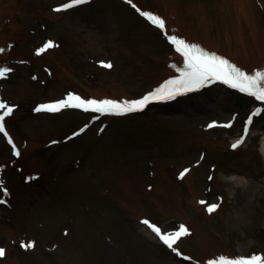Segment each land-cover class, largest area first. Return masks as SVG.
<instances>
[{"label": "rangeland", "instance_id": "rangeland-1", "mask_svg": "<svg viewBox=\"0 0 264 264\" xmlns=\"http://www.w3.org/2000/svg\"><path fill=\"white\" fill-rule=\"evenodd\" d=\"M67 2L0 0V67L12 69L0 78V99L14 108L5 127L20 152L0 134V181L10 192L0 204V264L264 256V102L214 82L139 114L34 111L68 93L143 97L187 71L169 36L264 72V0H89L54 11ZM142 12L159 15L165 28ZM49 40L57 46L37 54ZM258 108L250 135L233 149ZM213 121L232 126L209 128ZM230 174L250 183L233 195ZM211 204L219 206L209 213ZM150 225L163 234L183 225L188 234L173 251Z\"/></svg>", "mask_w": 264, "mask_h": 264}, {"label": "snow or ice", "instance_id": "snow-or-ice-1", "mask_svg": "<svg viewBox=\"0 0 264 264\" xmlns=\"http://www.w3.org/2000/svg\"><path fill=\"white\" fill-rule=\"evenodd\" d=\"M89 0H69V2L58 6L54 11H64L72 9L76 6L84 5ZM131 3V0H129ZM142 15L146 16L153 24L159 28H165V21L156 14L149 12H142ZM168 39L176 45V51L180 52L184 57V64L187 67V71H183L180 76L170 78L163 82L156 89L146 93L143 97L134 100H112V99H94V98H82L74 93H68L65 98L55 102L41 104L37 106L34 111H48V112H60L63 109L72 108L80 109L85 112L98 113L100 115H126L129 113H135L144 110L150 103L156 101H165L174 99L177 95L192 92L205 86L208 83L221 82L229 85L234 89H239L243 93H247L250 96L255 97L258 101L264 102V72L257 70L253 74H249L236 65L231 64L227 59L222 56H218L214 53L209 54L202 50L198 45L190 44L181 38L176 36H169ZM53 41H47L42 48L37 50V54L46 51L49 48L56 47ZM4 49H0L3 52ZM103 67L111 68V62H101ZM12 69L7 67H0V78H5ZM14 111L12 106L6 104L0 99V134H3L7 138V142L13 145L11 136L5 127V118L10 116ZM261 109H256L246 120L244 133L231 147L237 149L240 145L245 143V138L250 135L249 126L253 124V117L259 115ZM97 119L99 117H96ZM231 127V123L218 125L215 121L208 124L209 128L214 127ZM87 127V126H85ZM85 129L81 128L78 132L73 133V136L79 135ZM55 143V142H53ZM14 155L19 156L20 152L15 150ZM188 172L185 169L180 175L181 178ZM209 179H212L210 176ZM4 196H10V192L3 186V182L0 181V204H5L7 201L3 199ZM201 204H205V201H200ZM218 204H211L207 207V211L212 213L218 208ZM148 224V221H143ZM152 231L155 232L159 238L173 251V244L182 236L188 234V229L181 225L178 231L169 232L167 234L161 233V230L155 225H150ZM22 247H33L32 243L24 245ZM5 250L0 248V257H3ZM208 264H264V256L253 254L250 257L237 256L234 258L220 256L208 261Z\"/></svg>", "mask_w": 264, "mask_h": 264}, {"label": "clouds", "instance_id": "clouds-1", "mask_svg": "<svg viewBox=\"0 0 264 264\" xmlns=\"http://www.w3.org/2000/svg\"><path fill=\"white\" fill-rule=\"evenodd\" d=\"M226 180L231 183L232 194H235L236 188H246L250 181L246 177L238 176L236 174H230L226 177Z\"/></svg>", "mask_w": 264, "mask_h": 264}, {"label": "bare ground", "instance_id": "bare-ground-1", "mask_svg": "<svg viewBox=\"0 0 264 264\" xmlns=\"http://www.w3.org/2000/svg\"><path fill=\"white\" fill-rule=\"evenodd\" d=\"M261 152H262V154L264 155V138H263V140H262V142H261V146H260V149H259Z\"/></svg>", "mask_w": 264, "mask_h": 264}]
</instances>
